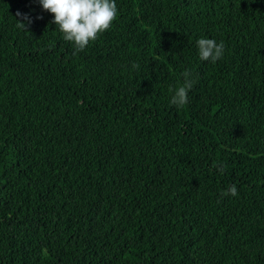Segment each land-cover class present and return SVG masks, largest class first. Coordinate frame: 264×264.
I'll return each mask as SVG.
<instances>
[{
	"label": "trees",
	"instance_id": "obj_1",
	"mask_svg": "<svg viewBox=\"0 0 264 264\" xmlns=\"http://www.w3.org/2000/svg\"><path fill=\"white\" fill-rule=\"evenodd\" d=\"M115 2L74 54L0 0V264H264V0Z\"/></svg>",
	"mask_w": 264,
	"mask_h": 264
},
{
	"label": "clouds",
	"instance_id": "obj_2",
	"mask_svg": "<svg viewBox=\"0 0 264 264\" xmlns=\"http://www.w3.org/2000/svg\"><path fill=\"white\" fill-rule=\"evenodd\" d=\"M45 12L51 13L54 19L51 23L56 25L66 42L74 45V54L84 51L90 43L99 39L100 35L112 27L118 16L115 0H39ZM18 27L26 28L33 23L32 18L25 13L17 12ZM43 19V17H38ZM198 55L201 61H210L215 64L221 60L225 52L223 41L217 43L215 39L200 38L197 41ZM139 68L138 64H133ZM192 73L186 70L183 73V83L175 88L169 87L171 104L182 108L188 103V93L195 81L191 79ZM223 173L224 165H214ZM238 195L235 185L221 192V196Z\"/></svg>",
	"mask_w": 264,
	"mask_h": 264
}]
</instances>
